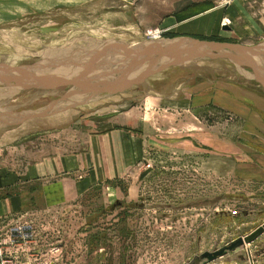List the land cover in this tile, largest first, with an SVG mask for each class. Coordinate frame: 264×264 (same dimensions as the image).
Listing matches in <instances>:
<instances>
[{
	"label": "rangeland",
	"instance_id": "obj_1",
	"mask_svg": "<svg viewBox=\"0 0 264 264\" xmlns=\"http://www.w3.org/2000/svg\"><path fill=\"white\" fill-rule=\"evenodd\" d=\"M153 1L0 0V67L43 72L47 61L51 84L66 86L45 90L39 79L22 82L24 71L0 68L8 83H0V114L79 102L0 128V206L20 199L21 210L0 218V264H264V235L203 259L264 227L263 54L254 68L225 49L198 55L163 71L134 100L132 92L75 100L72 83L85 77L60 75L64 66L54 63V47L99 40L264 45V0H182L168 9ZM75 53L59 60H87ZM56 150L88 161L55 170ZM68 177L88 194L49 204L46 193Z\"/></svg>",
	"mask_w": 264,
	"mask_h": 264
},
{
	"label": "crops",
	"instance_id": "obj_2",
	"mask_svg": "<svg viewBox=\"0 0 264 264\" xmlns=\"http://www.w3.org/2000/svg\"><path fill=\"white\" fill-rule=\"evenodd\" d=\"M157 1L162 9H168L174 3L182 0ZM205 1L208 0H190V2L194 3H201ZM209 1H213L215 3L219 2V0ZM151 4H154V6L159 5L155 3V0ZM135 17H138L136 10ZM139 26L140 23L138 25V29ZM182 29L187 32L193 30L191 26L184 27ZM66 45H61L60 48L54 47L56 51L54 63L55 65L58 63L61 66H64L58 69L60 71V75L62 72L67 71V73L63 74H68V77L71 74H74L73 72L81 73L83 75L82 79L85 77L84 82H80L79 77H77L72 83V93L76 94L78 97L75 100H112L116 99V97H121L123 94L128 92L135 94L133 98L134 100L137 97V92L139 93L142 89H144V86L149 84L151 80L158 79V77L165 72H156L159 66L157 64L159 62V56L149 47H145V45L133 44L128 46L126 43L121 41H115L112 44H105L104 41L101 40L97 41V43H94L93 45L88 44L86 48L81 49L71 47L72 44H70L69 47ZM76 51H81V54L85 56L87 60L81 62H75L74 60H59L61 57L73 55ZM43 65L47 71L48 66L52 64L46 61ZM224 81L229 82L227 79H224ZM60 86L65 85L58 84L55 87L59 89ZM223 95L225 94L223 93ZM147 97L148 98L146 100L155 99L149 98L151 95H148ZM222 97L226 98L229 96ZM81 155L82 156H80L79 153L69 154L66 150H64V152L56 150L55 155L51 160L54 164V169L57 170L59 167L68 164L87 162L88 160L84 159L86 155ZM70 176L74 178L73 174ZM71 177L65 178V180L58 185V187L56 186L50 188L48 193L45 195L46 201L49 204H58L67 199H71L73 201L85 194H88L90 187L86 189L85 185L82 183H76ZM19 201L20 199H9L3 202L0 206V218L12 217L15 216L16 213H19L21 210L16 208ZM22 212L26 213L28 216L30 215L31 210H22Z\"/></svg>",
	"mask_w": 264,
	"mask_h": 264
},
{
	"label": "water",
	"instance_id": "obj_3",
	"mask_svg": "<svg viewBox=\"0 0 264 264\" xmlns=\"http://www.w3.org/2000/svg\"><path fill=\"white\" fill-rule=\"evenodd\" d=\"M157 42V41H152ZM153 46V47H152ZM150 48L153 52H156L159 56V62L157 63L158 69L157 73L163 72L171 67H175L177 65H181L182 63H187L194 58H198V55H202V57H213V52L215 51H222L223 49L228 50L230 54L238 59V62H241L242 66H250L252 68L255 67L257 62L256 56H260L259 54L264 55V45L247 48L240 45H222L216 43H206L200 42L198 40H193L191 38H182V39H175L165 41L163 44H153ZM211 54V55H210ZM240 58V59H239ZM212 59V58H211ZM1 69L12 73L15 75L16 73L19 75L24 71V74H21L23 81L26 80H33L39 79L43 81V84L40 86H45V90H54L56 85L60 84L55 83L51 84L52 79H56V76L50 77L51 73H47V71H40V68H43L41 65L35 67H28L22 69H6L4 66L0 67ZM32 71H37L32 73ZM32 73V74H30ZM6 79V78H5ZM49 81V84L46 83ZM1 84L5 85L8 84L4 81H0ZM50 85V86H48ZM77 103H73V105H66L62 108H46L43 110H38L34 112H23V113H13L4 116L0 114V128L1 130L4 128H18L19 126L23 125L25 122L34 120V119H41L50 117L56 113H60L63 111L68 110L69 108H74ZM264 235V227L257 229L255 232L250 234L249 236L239 238L238 240L232 242L229 246L216 251L214 253H206L203 256V259H208L209 262H214L219 258L227 256L230 252H235L238 249L245 247L247 245H251L252 243L256 242L260 237Z\"/></svg>",
	"mask_w": 264,
	"mask_h": 264
},
{
	"label": "bare ground",
	"instance_id": "obj_4",
	"mask_svg": "<svg viewBox=\"0 0 264 264\" xmlns=\"http://www.w3.org/2000/svg\"><path fill=\"white\" fill-rule=\"evenodd\" d=\"M230 97V98H229ZM229 97H226V99H229V100H234V98H232L231 96Z\"/></svg>",
	"mask_w": 264,
	"mask_h": 264
},
{
	"label": "built area",
	"instance_id": "obj_5",
	"mask_svg": "<svg viewBox=\"0 0 264 264\" xmlns=\"http://www.w3.org/2000/svg\"><path fill=\"white\" fill-rule=\"evenodd\" d=\"M160 38V37H159ZM156 38H153V37H151L150 38V40H152V41H158V40H155Z\"/></svg>",
	"mask_w": 264,
	"mask_h": 264
}]
</instances>
